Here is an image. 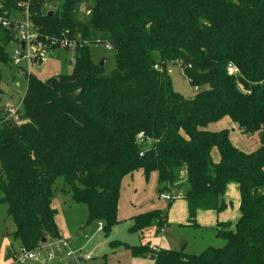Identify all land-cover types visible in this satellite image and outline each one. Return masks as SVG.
<instances>
[{"label": "trees", "instance_id": "obj_1", "mask_svg": "<svg viewBox=\"0 0 264 264\" xmlns=\"http://www.w3.org/2000/svg\"><path fill=\"white\" fill-rule=\"evenodd\" d=\"M21 4L38 40H55L52 49L64 34L76 42L70 73L44 79L25 73L22 122L6 118L0 106V203L19 247L60 237L57 180L85 205L88 222H103L108 231L117 221L123 176L140 169L145 177L157 173L160 195L183 187L185 225L211 231L222 243L200 252L140 244L129 246L133 254L153 264H264V0H0V10L19 16ZM12 42L13 31L0 25V64ZM92 42L110 46L109 73L90 58ZM166 63L182 67L196 89L192 97L170 88ZM229 63L238 73L226 71ZM222 117L242 134H257L250 151L234 146L227 129L207 128ZM229 182L237 184V219L197 224L198 210L227 207ZM166 212L132 216L130 230L158 233Z\"/></svg>", "mask_w": 264, "mask_h": 264}, {"label": "rangeland", "instance_id": "obj_2", "mask_svg": "<svg viewBox=\"0 0 264 264\" xmlns=\"http://www.w3.org/2000/svg\"><path fill=\"white\" fill-rule=\"evenodd\" d=\"M13 45L7 46L9 59L0 64V106H17L24 95L26 88L25 73H32L44 79L51 75L68 74L72 70V62H69V53L63 49L53 52L40 63L27 65L22 59L20 65L13 63ZM90 58L95 62H103V71L109 73L115 67V57L112 50L105 44L92 42L88 45ZM33 55V51H30ZM168 82L170 88L183 97H192L196 89L191 87L186 79L181 66L174 63H166ZM207 128L214 130L227 129L228 137L237 147L247 149L257 140L256 133L242 134L235 123L228 117L211 122ZM157 173L151 171L147 177L139 169L131 174L123 176L118 199V214L116 223L108 231L98 229V221L88 222V214L84 204L75 203L70 196L61 190L62 182L56 181L53 195V205L56 209L55 222L60 237L70 243V250L75 257L83 258L80 264H153L145 254H133L129 246L148 245L151 248L179 249L185 244L187 252H200L208 245L217 246L222 241L214 236L211 231L199 227L185 225L187 211L181 197L184 188H171L163 191L169 197L174 198L171 205H167V199L160 197L157 189ZM235 186L234 183L229 187ZM224 199V198H223ZM238 189L234 187L226 190L227 207L221 211L226 218L224 221L234 222L238 215ZM167 210V224L160 232L150 227L143 233L130 230V217L145 213L150 210ZM215 212V211H214ZM220 213V212H219ZM200 215L204 218L197 220ZM220 216V215H219ZM195 220L200 226H214L218 220L216 215L208 214V210L196 212ZM103 226L104 223L100 222ZM14 222L7 214V206L0 203V264L14 263V256L20 253L18 240L14 239ZM118 240L122 244L111 247L110 241ZM12 251L10 258H5L7 251ZM76 264L70 258L50 260L46 264ZM21 264V263H18ZM22 264H44L41 260H27Z\"/></svg>", "mask_w": 264, "mask_h": 264}, {"label": "built area", "instance_id": "obj_3", "mask_svg": "<svg viewBox=\"0 0 264 264\" xmlns=\"http://www.w3.org/2000/svg\"><path fill=\"white\" fill-rule=\"evenodd\" d=\"M21 7L23 10L19 13V16L7 15L6 11L1 12L0 10V25L4 28L11 29L14 33L16 48L13 50V63L19 66L21 60L25 59L27 64L31 66L45 60L47 56L59 49L67 51V53H69L68 61L73 62V48L76 40L69 39L66 37V34H64L63 38L59 41L58 49H52L56 41L51 40L46 44L38 40V28L34 27L29 18L28 5L21 4ZM65 33H67V31H65ZM21 43H23V47ZM105 46L110 49L108 44H105ZM31 50L33 51V55L30 54ZM153 67L155 69H162L158 64H155ZM226 71L229 74L238 73L236 67L230 63L227 65ZM20 107L21 102L17 106L5 105L3 111L6 114V118L12 119L17 123L22 122L18 116ZM137 140H142L141 133L137 134ZM160 197L168 199V195L165 193H162ZM98 229H101V223H98ZM64 257L70 258L75 261L76 264H80V261L83 259L75 257L70 250V243L58 237L55 240L45 241L31 250L20 248V253L14 256V263L22 264L27 260H41L46 264L50 260H55L57 258L62 259Z\"/></svg>", "mask_w": 264, "mask_h": 264}, {"label": "crops", "instance_id": "obj_4", "mask_svg": "<svg viewBox=\"0 0 264 264\" xmlns=\"http://www.w3.org/2000/svg\"><path fill=\"white\" fill-rule=\"evenodd\" d=\"M14 48H16V44L14 43V45H13V49ZM28 65V64H27ZM29 66V65H28ZM209 130H213L214 131V129L213 128H210ZM231 141V140H230ZM255 142V141H254ZM233 145L234 146H236L234 143H233ZM251 145L252 144H250L249 145V147L247 148V149H244L243 147H237L238 149H240V150H242V151H245V152H248V151H250L251 150ZM211 157H212V159L214 160V161H218V159H219V156H218V152H217V149L216 148H213L212 150H211ZM232 183H234L235 184V186H231V187H229V185H231ZM234 187H236L237 188V184L235 183V182H229V183H227V185H226V187H225V192H224V195H223V198H224V200L226 199V190L227 189H231V191H234ZM184 201V200H183ZM226 202V201H225ZM185 203V202H184ZM118 207H119V204H118ZM118 207H117V214H118ZM237 207H238V200H237ZM199 211V210H198ZM197 211V212H198ZM221 213H223V212H220V213H217V212H214V211H212V210H208V214H212V215H216L217 216V218H218V220L220 219V220H225V216L223 215V214H221ZM220 215V216H219ZM239 216V212H238V215H237V217ZM237 217H236V219H237ZM202 218H204V216H202V215H200V217H198V219L197 220H200V219H202ZM218 222V221H217ZM216 222V223H217ZM222 222V221H221ZM215 223V224H216ZM10 258V257H9ZM61 264H62V262H60Z\"/></svg>", "mask_w": 264, "mask_h": 264}, {"label": "water", "instance_id": "obj_5", "mask_svg": "<svg viewBox=\"0 0 264 264\" xmlns=\"http://www.w3.org/2000/svg\"><path fill=\"white\" fill-rule=\"evenodd\" d=\"M48 13L50 14V13H52V11H49ZM21 46L23 47V43H21ZM103 62H104V60H101V62H100V65H101V66L103 65ZM41 241H42V242H45V239H42ZM184 247H185V244L182 245V246L179 248V250H180V251H183V250H184ZM11 255H12V251L8 250L5 258H9Z\"/></svg>", "mask_w": 264, "mask_h": 264}]
</instances>
